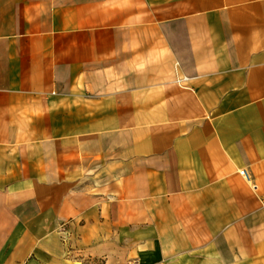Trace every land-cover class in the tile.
<instances>
[{"label": "crops", "instance_id": "1", "mask_svg": "<svg viewBox=\"0 0 264 264\" xmlns=\"http://www.w3.org/2000/svg\"><path fill=\"white\" fill-rule=\"evenodd\" d=\"M263 199L264 0H0V264H264Z\"/></svg>", "mask_w": 264, "mask_h": 264}, {"label": "built area", "instance_id": "2", "mask_svg": "<svg viewBox=\"0 0 264 264\" xmlns=\"http://www.w3.org/2000/svg\"><path fill=\"white\" fill-rule=\"evenodd\" d=\"M188 80V77L187 76H179L177 77V82L179 83H184L185 81ZM243 174L245 176V178L250 181L251 183H253V186H255V183L253 182V178H252V175L251 173L247 170V169H244L243 170ZM263 202H264V199H263Z\"/></svg>", "mask_w": 264, "mask_h": 264}]
</instances>
